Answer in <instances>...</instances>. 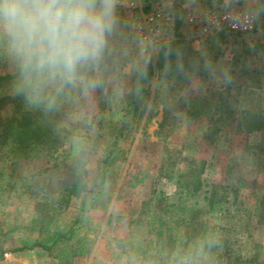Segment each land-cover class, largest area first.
<instances>
[{
  "label": "rangeland",
  "instance_id": "obj_1",
  "mask_svg": "<svg viewBox=\"0 0 264 264\" xmlns=\"http://www.w3.org/2000/svg\"><path fill=\"white\" fill-rule=\"evenodd\" d=\"M158 1L173 20L165 44L190 8L221 3ZM131 2L113 0L101 58L49 85L55 147L23 155L0 142V264H264V109L241 107L264 97V19L258 39L211 36L198 57L184 41L180 59L157 69L164 43L138 39ZM15 65L0 43V75ZM23 88L21 77L0 90V136ZM78 178L83 190L70 195ZM71 229L50 252L16 251Z\"/></svg>",
  "mask_w": 264,
  "mask_h": 264
},
{
  "label": "clouds",
  "instance_id": "obj_2",
  "mask_svg": "<svg viewBox=\"0 0 264 264\" xmlns=\"http://www.w3.org/2000/svg\"><path fill=\"white\" fill-rule=\"evenodd\" d=\"M113 17V0H0V43L19 62L29 103L101 58Z\"/></svg>",
  "mask_w": 264,
  "mask_h": 264
},
{
  "label": "trees",
  "instance_id": "obj_3",
  "mask_svg": "<svg viewBox=\"0 0 264 264\" xmlns=\"http://www.w3.org/2000/svg\"><path fill=\"white\" fill-rule=\"evenodd\" d=\"M260 1L261 4L258 7V13L259 16L264 19V0ZM179 29L180 22H177L175 25L176 39L161 46L158 62L156 63L157 69H162L167 64L174 62L182 49L184 39L182 34L179 32ZM143 75L144 78H139L137 80V87L150 81L153 75V69L146 70ZM21 77H24L22 69L20 65H15L11 70H8L4 74L0 75V90L6 83L12 82ZM16 100L20 101L16 106L19 110L15 114V117L11 120L10 124L5 125L2 132L3 136H0V139L2 137L0 142L3 144L5 142L8 143L7 145L9 146L10 151H15V153H21L23 155H30L34 153V151L40 150L41 148L45 149V147L47 149L54 148L56 138L52 139V137L56 134V130L54 128V118L56 116L51 114V109H48V107L51 106L50 108H52L55 104H50V100L47 99L46 102L41 103V105L36 104L35 106H31L28 101V93L26 92ZM3 125L4 122H2V118L0 117V127ZM75 144L79 145L80 142H72V145L70 146L72 155H76L78 151V147H76ZM116 144L117 141L114 143V146L109 151L107 159L104 161L106 165L109 164L110 159L112 160L115 157ZM99 179V185H104L107 180V168H103L99 174ZM81 190H83L82 180L78 178L69 193L70 195L78 196ZM74 235L75 230L71 229L67 234L56 235L50 243L36 242L30 246L19 248L16 251L39 249L50 252L59 244L72 240ZM239 260L240 258L238 257H231L230 264L243 263V261L239 262Z\"/></svg>",
  "mask_w": 264,
  "mask_h": 264
},
{
  "label": "built area",
  "instance_id": "obj_4",
  "mask_svg": "<svg viewBox=\"0 0 264 264\" xmlns=\"http://www.w3.org/2000/svg\"><path fill=\"white\" fill-rule=\"evenodd\" d=\"M154 4L149 10H144L142 7L145 4H140L139 17L133 24V30L140 41L156 43L160 46L165 43L164 30L172 18L168 11L159 6L160 2ZM185 20L205 38L222 31L233 40L255 34L260 24L259 13L241 0L223 1L203 12L190 9L186 13Z\"/></svg>",
  "mask_w": 264,
  "mask_h": 264
},
{
  "label": "crops",
  "instance_id": "obj_5",
  "mask_svg": "<svg viewBox=\"0 0 264 264\" xmlns=\"http://www.w3.org/2000/svg\"><path fill=\"white\" fill-rule=\"evenodd\" d=\"M182 1L187 2V3H191V4H198L200 7V4H203V3L216 2V1H219L222 3L223 1H227V0H182ZM241 1H243V3L245 5L253 7L258 12L259 0H241ZM136 2H139L141 4V3L146 2V0H132L131 3L133 5H135ZM153 2H154V0H153ZM155 2H160V1L156 0ZM190 9H193V8H190ZM194 9H196L200 12H203L202 8L195 7ZM169 14H170V11H169ZM184 21H185L184 22L185 24L183 26H180L179 32L182 34L184 41H188L190 43L189 44L190 47H187V50L191 51L192 54H194V55H196V57H198V55H200L206 47V44H205V43H207L206 40L211 38V36H209L207 38L201 36L200 32L197 29H195L194 27H192L185 20V17H184ZM170 23L172 25L173 20ZM170 23L167 24L166 31H169ZM171 35H172L171 40L174 41L176 39V37H175V35H176L175 25H174V31L172 32ZM258 35L259 34H257V33L254 34L253 36L247 35L248 37L246 39H250L252 37L253 38H256V37L259 38ZM212 36H214L215 38L216 37H219V38L222 37L221 40L226 41L225 37H227V34L225 32L220 31V32H215ZM258 38H256V39H258ZM179 59L180 58L177 56V58L175 59L174 62H176ZM224 79H226V78H224ZM241 107H243V109H247L249 111L250 110L254 111V110H258V109H264V97L261 96V97H256L255 99H252L251 101H245V102L243 101L241 103Z\"/></svg>",
  "mask_w": 264,
  "mask_h": 264
}]
</instances>
